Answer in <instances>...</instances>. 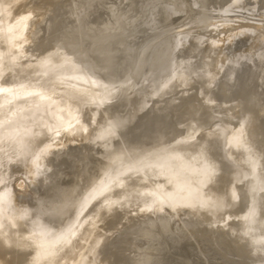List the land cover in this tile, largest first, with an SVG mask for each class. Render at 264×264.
I'll list each match as a JSON object with an SVG mask.
<instances>
[{"label":"water","instance_id":"water-1","mask_svg":"<svg viewBox=\"0 0 264 264\" xmlns=\"http://www.w3.org/2000/svg\"><path fill=\"white\" fill-rule=\"evenodd\" d=\"M0 264H264V0H0Z\"/></svg>","mask_w":264,"mask_h":264}]
</instances>
